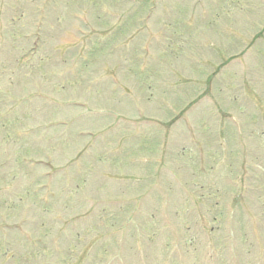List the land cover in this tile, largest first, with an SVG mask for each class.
Here are the masks:
<instances>
[{
    "label": "rangeland",
    "instance_id": "obj_1",
    "mask_svg": "<svg viewBox=\"0 0 264 264\" xmlns=\"http://www.w3.org/2000/svg\"><path fill=\"white\" fill-rule=\"evenodd\" d=\"M231 243L264 264V0H0V264H231Z\"/></svg>",
    "mask_w": 264,
    "mask_h": 264
},
{
    "label": "trees",
    "instance_id": "obj_2",
    "mask_svg": "<svg viewBox=\"0 0 264 264\" xmlns=\"http://www.w3.org/2000/svg\"><path fill=\"white\" fill-rule=\"evenodd\" d=\"M244 154V153H243ZM241 155V157H240V159H239V164H244L245 163V157L246 156H244V155ZM240 180L241 179H237L236 181H238L239 183H240ZM135 213V212H134ZM133 213V214H134ZM133 214L132 215H130L129 217H127L128 219H127V222H129V221H131V219H132V217H133ZM166 229V225H164L163 226V230H165ZM76 237H78V235L76 236ZM148 241V240H147ZM76 247H77V244H76ZM223 249H224V247H223ZM76 259H77V257H76ZM81 260H82V258H81ZM80 263V260L78 259V260H76V264H79Z\"/></svg>",
    "mask_w": 264,
    "mask_h": 264
}]
</instances>
